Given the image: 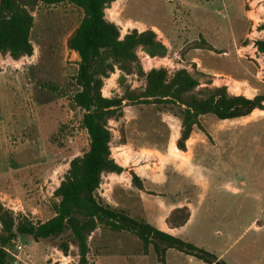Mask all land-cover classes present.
Wrapping results in <instances>:
<instances>
[{
    "label": "rangeland",
    "instance_id": "1",
    "mask_svg": "<svg viewBox=\"0 0 264 264\" xmlns=\"http://www.w3.org/2000/svg\"><path fill=\"white\" fill-rule=\"evenodd\" d=\"M32 15V55L13 63L9 55L0 54V203L14 216L22 214L38 222L53 215L56 199L52 192L69 161L87 149L88 137L81 125L82 111L72 103L78 90L74 82L78 56L65 44L82 12L69 3L38 4ZM104 15L118 26L120 36L134 28L158 29L152 30L171 51L159 58L138 50L144 71L165 67L172 73L186 68L199 79L200 87L207 80L214 85L213 78L219 77L220 85L229 93L264 95V59L253 45L255 40L264 39V0H117L105 8ZM200 38L206 40L209 49L205 45L195 48ZM120 75L115 70L104 80L103 96L122 94L117 82ZM124 85L140 88L143 81L126 75ZM199 121L207 136L199 142L201 146L196 147L192 159L208 188L194 189L180 172L176 174L182 179L176 197L183 202L189 199L195 211H263L264 215V115L247 121H219L204 115ZM179 126V119L163 108L151 104L124 106L123 117L108 122L111 156L122 140L164 151L178 138ZM214 144L218 147H212ZM181 159L186 160V156ZM98 191L103 192L101 185ZM246 218L235 227L228 224L226 231L221 229L230 235L225 249L231 255L255 240L253 257L263 261L264 234L252 227L246 229ZM186 236L190 238L189 233ZM202 238L197 242H203L205 235ZM124 239L120 233L98 227L88 238V264L139 262L132 253L133 246L113 244ZM130 239L140 243L133 235ZM17 243L21 251L15 249ZM7 248L10 264H78L74 246L70 245L64 255L52 240L36 242L21 235ZM145 264H156L152 250ZM168 264H176L172 254Z\"/></svg>",
    "mask_w": 264,
    "mask_h": 264
},
{
    "label": "trees",
    "instance_id": "2",
    "mask_svg": "<svg viewBox=\"0 0 264 264\" xmlns=\"http://www.w3.org/2000/svg\"><path fill=\"white\" fill-rule=\"evenodd\" d=\"M114 1L0 0V54L9 55L13 60L32 55V13L38 4L69 3L81 10V20L65 44L78 56L74 76L78 90L72 96V103L82 111L81 125L88 137L87 149L69 161L67 171L52 192L56 201L49 219L34 222L22 214L14 216L0 203V264H10L5 248L21 235H27L36 242L52 240L64 255L72 245L76 249L78 264H88V238L98 227L135 236L144 254L149 249L153 251L157 264H166L165 253L169 248L206 264H224L212 253L129 216L99 196L97 190L103 175L124 171L111 156L112 135L108 122L121 119L127 105L151 104L163 108L179 119L180 130L175 146L186 151L185 142L194 128L207 136L199 121L201 116L211 115L219 121L241 119L255 109H264V95L256 94L249 98L243 94H232L226 86H214L210 80L200 87L199 79L186 68H178L172 73L165 67L144 71L138 50L149 57L159 58L166 57L171 50L157 39L150 28L143 31L134 28L120 36L118 26L104 15L105 8ZM199 41L195 48H203V45L210 48L203 38ZM253 45L264 59V39L255 40ZM115 70L122 74L117 80L122 94L105 97L101 94L104 80ZM126 75L142 79L143 86L131 89L124 85ZM120 144H125V141ZM131 176L132 185L141 189L139 178L134 173ZM188 218L189 210L182 206L170 212L166 223L171 228L180 227Z\"/></svg>",
    "mask_w": 264,
    "mask_h": 264
},
{
    "label": "crops",
    "instance_id": "3",
    "mask_svg": "<svg viewBox=\"0 0 264 264\" xmlns=\"http://www.w3.org/2000/svg\"><path fill=\"white\" fill-rule=\"evenodd\" d=\"M151 29L158 32L155 27H151ZM143 30L145 29H139L138 31ZM7 58L9 57L7 56ZM147 58L150 59L148 56ZM10 61L13 63L17 62L12 59ZM191 62H196V57H193ZM199 72L209 75V73L204 71ZM2 73L3 71H0V75ZM221 80L219 77L213 78L214 86H220ZM237 83L239 84V82ZM246 97L251 98L250 96ZM255 112L263 113L257 115H264V110L255 109ZM251 113L247 117L242 118V120L247 121L257 117V115H251ZM204 137L205 134L203 132L196 131L194 128L190 137L186 140V151L177 150L174 140L164 151L156 147L134 146L129 142L119 144L115 147L116 151L112 152V158L124 171L120 174L108 173L103 175L102 179H104V182L100 184L103 192L98 191V194L112 207L121 209L129 216L141 219L160 231L194 243L199 248H204L215 255L218 260L223 261L224 264H264V260L259 261L253 257L252 249L254 248L255 240L248 242L243 247L245 248L244 250L241 248L228 255L225 248L227 246L226 241L230 235L224 234L221 230L226 231L228 224L235 227L239 221L243 220V217H247L246 223L248 225L246 229L252 227L255 232L264 234L263 211H195L194 207L189 203V199H187V202H183L176 197L179 195V186L182 181L180 175L176 174L180 172L184 176L183 179L188 180L194 189L206 190L208 188V183L203 179L199 166L193 163L192 159L193 152L198 145L201 146L199 142H204ZM212 147L217 148L218 145L214 144ZM182 155L186 156V160L181 159ZM167 171L169 172L167 173ZM131 173H134L139 178L142 184L141 189L132 185ZM182 206L187 207L189 210L187 222L180 227H169L166 223V218L172 210ZM193 230L198 238L193 235ZM188 233L190 238L186 236ZM128 234L121 232L120 236L125 239L113 244L119 247L133 246L134 250L132 253L139 258V262L136 264H145L146 257L149 256L151 250L149 249L144 254L141 250V243H138L135 239H130L132 235ZM202 235H205V239L203 242L198 243V239H203ZM262 244L264 245V242ZM169 254H172L176 264H206L200 260L198 263L197 259L172 248L166 250V264H168Z\"/></svg>",
    "mask_w": 264,
    "mask_h": 264
},
{
    "label": "built area",
    "instance_id": "4",
    "mask_svg": "<svg viewBox=\"0 0 264 264\" xmlns=\"http://www.w3.org/2000/svg\"><path fill=\"white\" fill-rule=\"evenodd\" d=\"M15 249H16L17 251H21V250H22V246L19 245V244L17 243V244H15ZM5 250L9 253L8 248H5Z\"/></svg>",
    "mask_w": 264,
    "mask_h": 264
},
{
    "label": "bare ground",
    "instance_id": "5",
    "mask_svg": "<svg viewBox=\"0 0 264 264\" xmlns=\"http://www.w3.org/2000/svg\"><path fill=\"white\" fill-rule=\"evenodd\" d=\"M116 1H117V0H116ZM234 84L237 85V83H234ZM235 85H234V86H235ZM258 113H261V112H258ZM258 113H256L255 110H254V111L251 113V115L255 116V115H257ZM176 149H177V148H176ZM177 150H178V149H177Z\"/></svg>",
    "mask_w": 264,
    "mask_h": 264
}]
</instances>
